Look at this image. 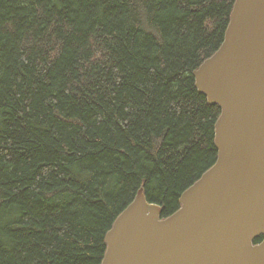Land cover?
I'll return each instance as SVG.
<instances>
[{"label": "trees", "instance_id": "16d2710c", "mask_svg": "<svg viewBox=\"0 0 264 264\" xmlns=\"http://www.w3.org/2000/svg\"><path fill=\"white\" fill-rule=\"evenodd\" d=\"M234 3L0 0V264H101L138 190L178 210L217 159L193 72Z\"/></svg>", "mask_w": 264, "mask_h": 264}, {"label": "water", "instance_id": "95a60500", "mask_svg": "<svg viewBox=\"0 0 264 264\" xmlns=\"http://www.w3.org/2000/svg\"><path fill=\"white\" fill-rule=\"evenodd\" d=\"M193 76L220 109L217 159L166 218L138 190L101 264H264V0H235L222 44Z\"/></svg>", "mask_w": 264, "mask_h": 264}]
</instances>
